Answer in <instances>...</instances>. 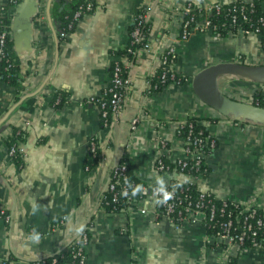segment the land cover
Masks as SVG:
<instances>
[{
	"label": "crops",
	"instance_id": "crops-1",
	"mask_svg": "<svg viewBox=\"0 0 264 264\" xmlns=\"http://www.w3.org/2000/svg\"><path fill=\"white\" fill-rule=\"evenodd\" d=\"M235 1L96 0L94 13L67 33L57 17L66 0L14 5L0 0V19L10 20L8 36L18 59L17 85L0 80V210L8 216V221L0 219V264L42 261L65 250L84 229L87 264H226L225 250L199 224L156 223L153 191L173 181H193L198 191L217 200L231 198L264 209V122L221 115L192 90L193 78L210 66H264L261 36L220 37L193 30L186 42L179 40L186 5L206 8ZM140 10L150 22L148 47L130 62L116 53L129 44V29ZM172 46L179 56L175 73L185 81L152 91V73ZM113 63L126 72V96L116 120L104 129L91 98L107 87ZM217 81L220 92L235 101L254 106L257 96L264 99V84L235 75ZM192 118L216 142L204 157L205 172L196 178L158 172V131L165 128L177 156L181 142L174 123ZM14 131L24 151L21 165L7 156L6 140ZM92 137L100 149L94 167L89 166ZM118 163L127 164L144 194L131 209L111 213L99 202L110 169ZM226 253L231 264H264V249L230 248Z\"/></svg>",
	"mask_w": 264,
	"mask_h": 264
},
{
	"label": "built area",
	"instance_id": "built-area-1",
	"mask_svg": "<svg viewBox=\"0 0 264 264\" xmlns=\"http://www.w3.org/2000/svg\"><path fill=\"white\" fill-rule=\"evenodd\" d=\"M15 2L16 0H10V3L13 5ZM190 6L191 4L186 5L181 11L180 42H186L193 30L200 32L209 30L219 36L216 33V26L206 17L200 21H195L194 16L188 15L191 10ZM220 6L222 5H212L203 9L208 14L214 9L219 10ZM90 7L91 4H87L85 8H78L74 14V18L77 19L80 17L83 10L88 11ZM241 9L243 11V8ZM144 17H146V14ZM231 23H235V16H232ZM258 25L252 30L240 31V34L247 35L249 33H255L261 35L264 33V18L260 19ZM132 36L133 41H131V44L142 40L138 30H135ZM7 37L8 31L4 27L1 18L0 61L6 56L4 45ZM147 47L148 44L143 48ZM128 51L130 52V50ZM178 58L179 56L175 46L169 47L164 52L159 66L161 70L159 84L153 85L150 88L152 91H156L160 85L166 82L167 74H170L171 83L179 84L180 79L177 78V74L175 73ZM157 70L152 73V77L156 74ZM123 73L124 68L115 64L107 87L99 97L91 98L98 105L100 122L104 129L112 125L122 110L126 96V81L123 79ZM103 96H107L108 98H103ZM55 104L58 105L59 100H56ZM254 106L264 108V99L262 101H255ZM136 122L137 119L132 121V129H135ZM159 125L162 128L163 125L161 123ZM201 126L202 124L199 122L178 121L174 123V135L181 142L180 153L177 156L171 153L169 143L164 135L165 128L158 131V154L155 166L158 172L165 174L183 173L191 178L199 177L205 172L204 157L215 149L216 142L210 134H205L201 129H197V127ZM88 145L90 160L94 158L98 159L100 157V149L96 138H90ZM16 149L14 146L7 149V156L12 159L18 150V153L23 158L24 151L19 148ZM192 182L187 181L183 184L191 186L193 185ZM187 190V188H178L177 185L159 186L154 189L153 195L158 208V215L155 217L156 223H159L161 220H166L177 228H185L190 224H199L206 233L209 230L212 231L214 235L210 236L215 239V245L225 250V255L227 256L225 260L226 264L232 263V258L226 253V250L230 248L239 250L264 249V209L254 205L238 203L231 198H226L218 200L221 202V207L216 211L210 202L217 199L211 196V194L198 191V197L193 199ZM142 191L144 192L143 188ZM137 194V188L129 179L127 164L118 163L110 169L109 180L99 204L101 208L114 213L119 200H123L124 204L127 205L135 199ZM127 209L131 208L127 207ZM258 212H261L262 215L258 216ZM0 215L4 220L8 221V216L3 210H0ZM88 243L89 235L87 229H84L66 246L65 251L71 255L72 260L75 261L74 264H87L86 249ZM55 263L56 261L53 260L52 264ZM33 264H44V261Z\"/></svg>",
	"mask_w": 264,
	"mask_h": 264
},
{
	"label": "trees",
	"instance_id": "trees-1",
	"mask_svg": "<svg viewBox=\"0 0 264 264\" xmlns=\"http://www.w3.org/2000/svg\"><path fill=\"white\" fill-rule=\"evenodd\" d=\"M19 0H16V4ZM63 3V2H62ZM95 3L96 0H66V4L62 6V8L58 11L57 17L60 25V29L63 32H71L73 31L77 24L81 22V20L86 17L87 15H91L94 13L95 10ZM87 4H91V7L88 11L83 10V13L77 19L74 18V14L78 10V8L83 7L85 8ZM13 5V4H12ZM191 10L188 13L190 16H194L195 21H200L202 18H207L214 26H216V33L220 37H226L232 34H238L240 31H249L253 28L259 26L258 23L260 19L264 18V0H253V1H235L233 3L223 5L219 7V10H212L211 13L206 14L203 8H199L196 5L191 4ZM243 8V11H241ZM146 14L145 10H140L134 18L133 24L129 29L130 40L129 44L120 49L116 55L122 58H126L127 61L133 62L135 60L137 51L143 48L147 44V36L150 31V22L148 18L144 17ZM201 16V17H200ZM232 16H235V23H231ZM2 22L6 30L10 25V20L7 18H2ZM71 25V27H69ZM138 30L139 36L142 40H138L135 43L131 44L133 41V32ZM261 43L262 48L264 50V33L261 35ZM130 50V52L128 51ZM4 52L6 54L5 58L0 61V80L4 81L5 83L16 86L17 85V66H18V59L15 57L13 52V42L10 40L9 36L7 37L4 45ZM114 63L109 68V80L111 77V72L114 67ZM121 66V64H118ZM123 67V66H122ZM123 79H126V72L123 73ZM161 76L160 68L157 70L156 74L151 77L150 82L151 85L159 84V79ZM177 78L180 79L179 84L184 83L185 78L182 76H178ZM170 74H167L166 82L163 85H160L156 91L162 90L163 88L167 87L171 84ZM103 98H108L107 96H103ZM60 103H63V97L59 96ZM99 99V98H96ZM256 99L262 101L263 98L261 96H257ZM98 106V105H97ZM261 106V105H260ZM214 120V119H213ZM187 121L192 123H197L196 119H188ZM197 129H201L205 134H207L206 129L201 126L197 127ZM18 141H20V135H17L14 131L12 136L6 140L7 149H10L12 146L18 149ZM16 149V150H17ZM14 162H17L18 165L22 164V156L16 151V154L12 158ZM96 158L90 160L89 166H95L97 164ZM205 168V165H204ZM128 175L131 183L138 190V194L133 199L131 203L127 205L124 204L123 200H119L117 204V209L115 212H119L122 209L127 207L131 208L139 202L140 198H142L144 192L142 191V184L132 175L130 169L128 167ZM177 185L178 188H187L189 191L188 194L191 195V198L196 199L198 196V190L195 185H188V184H179L173 181L168 186ZM212 196V195H211ZM216 209V211L221 207V202L218 200H212L210 202ZM107 210V209H106ZM109 211V210H107ZM262 215L261 212H258V216ZM2 216L0 215V219ZM207 234L214 235L212 231H207ZM55 260V264H74L75 261L72 260L71 255L66 252L64 249L59 253H56L48 258L43 259L44 264H52V261Z\"/></svg>",
	"mask_w": 264,
	"mask_h": 264
},
{
	"label": "water",
	"instance_id": "water-1",
	"mask_svg": "<svg viewBox=\"0 0 264 264\" xmlns=\"http://www.w3.org/2000/svg\"><path fill=\"white\" fill-rule=\"evenodd\" d=\"M235 75L264 84V66H250L238 63H221L199 72L192 81L194 95L205 105L221 115L229 113L248 116L264 122V108L235 101L218 88V78Z\"/></svg>",
	"mask_w": 264,
	"mask_h": 264
}]
</instances>
